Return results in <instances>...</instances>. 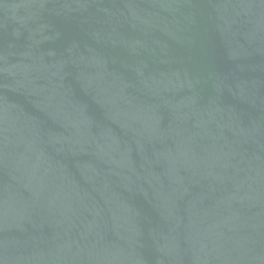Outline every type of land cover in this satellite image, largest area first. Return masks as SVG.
Masks as SVG:
<instances>
[{"label":"water","instance_id":"obj_1","mask_svg":"<svg viewBox=\"0 0 264 264\" xmlns=\"http://www.w3.org/2000/svg\"><path fill=\"white\" fill-rule=\"evenodd\" d=\"M0 264H264V0H0Z\"/></svg>","mask_w":264,"mask_h":264}]
</instances>
